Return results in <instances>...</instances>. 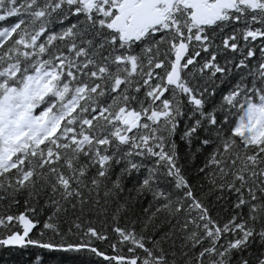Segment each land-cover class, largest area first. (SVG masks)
<instances>
[{
    "label": "snow or ice",
    "instance_id": "snow-or-ice-1",
    "mask_svg": "<svg viewBox=\"0 0 264 264\" xmlns=\"http://www.w3.org/2000/svg\"><path fill=\"white\" fill-rule=\"evenodd\" d=\"M0 264H264V0H0Z\"/></svg>",
    "mask_w": 264,
    "mask_h": 264
},
{
    "label": "trees",
    "instance_id": "trees-1",
    "mask_svg": "<svg viewBox=\"0 0 264 264\" xmlns=\"http://www.w3.org/2000/svg\"><path fill=\"white\" fill-rule=\"evenodd\" d=\"M59 258H60V254H57L56 257H55V259H59Z\"/></svg>",
    "mask_w": 264,
    "mask_h": 264
}]
</instances>
